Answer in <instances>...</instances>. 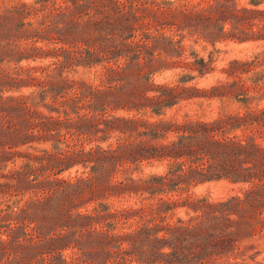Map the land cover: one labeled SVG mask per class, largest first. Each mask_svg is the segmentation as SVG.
Masks as SVG:
<instances>
[{
    "label": "trees",
    "instance_id": "obj_1",
    "mask_svg": "<svg viewBox=\"0 0 264 264\" xmlns=\"http://www.w3.org/2000/svg\"><path fill=\"white\" fill-rule=\"evenodd\" d=\"M225 41L264 43V0L0 11V264H264V50L192 85L216 61L188 44ZM221 181L239 194L191 193Z\"/></svg>",
    "mask_w": 264,
    "mask_h": 264
},
{
    "label": "rangeland",
    "instance_id": "obj_2",
    "mask_svg": "<svg viewBox=\"0 0 264 264\" xmlns=\"http://www.w3.org/2000/svg\"><path fill=\"white\" fill-rule=\"evenodd\" d=\"M29 3L33 0H0V11L4 12L5 9L12 4L17 2ZM194 51L201 54V56L207 57L209 54L213 53L215 58V72L204 79L195 81L192 85H196L199 88H206L213 85L217 80L223 78L224 76L220 74V71L233 61H245L251 59L256 54L264 50V43H239L234 41H225L217 43L216 46L210 44L199 43L197 45L190 42L188 44ZM178 71L172 73H166L156 78L157 82H174L177 80ZM77 79H85L86 75L83 74L82 70H79V74L75 76ZM219 104L213 102L211 104L205 103L202 108H199L197 105H188L184 107L181 111L171 112L169 117H174L178 121H183L184 117L187 115L190 119H215L219 114ZM237 110V107H232L231 111L234 112ZM156 173L160 172V169H147L146 173ZM68 175H65L67 177ZM74 176V173L71 175ZM240 192V187L232 185L226 181L221 182H212L200 185L193 189L191 193L197 197H207L212 201H223L229 199L233 196L238 195ZM185 211L181 210L178 212L174 221L177 218H184ZM258 251H264V246L262 243L256 244ZM264 259L263 255L260 257V260Z\"/></svg>",
    "mask_w": 264,
    "mask_h": 264
}]
</instances>
